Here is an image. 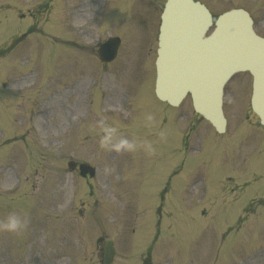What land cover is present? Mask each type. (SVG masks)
<instances>
[{"label": "rangeland", "instance_id": "374dc122", "mask_svg": "<svg viewBox=\"0 0 264 264\" xmlns=\"http://www.w3.org/2000/svg\"><path fill=\"white\" fill-rule=\"evenodd\" d=\"M27 1L30 7L36 0ZM93 1H82V7L75 11L73 17L68 12V0H52L51 6L46 4L40 14L36 12L34 15H39L38 24L48 33H53L55 29V12L58 13V22L64 32L70 29L79 32L78 28H71L76 24L86 26L89 37L83 39L79 34H73L71 39L81 42L77 47L89 49L93 58L88 70L91 69L94 80H100L98 84L106 77L99 73L104 65L95 60L98 58L97 43L110 34L122 37L118 56L108 65L113 70L117 69L119 62L130 56L135 58V53L143 50L145 65L142 67V74L138 72L133 76L137 81L142 80V75L144 79H148L139 92L136 103L137 107L142 103L143 106L139 107L138 117L123 122L125 125L118 122L122 117L119 110L110 115L98 116L96 109L95 114L81 119L67 115L73 107L57 113L54 108L47 116L41 117L31 115L30 112L12 114L8 123H5L6 115L2 114L0 103V121L3 122L0 124V136H4L5 132L8 134L5 135L8 140L2 139L0 142V264H99V251L103 245L95 242L97 237L116 240L119 250L114 264H123L126 258L121 256L126 250L125 240L131 234L132 227H138L144 218L148 219L146 229H141L142 233L146 231L145 235L142 237L139 232L134 237V244L138 248L144 244V238L152 229L154 232V204L161 200L163 185L160 189L159 187L165 174L169 175L172 170L180 168L183 160L184 168L174 183L170 184L166 193L168 197L164 195V201L167 198L169 206L164 211L168 215L163 214L159 232L165 243L172 247L173 255L178 257L159 258L167 248L158 247L154 248L156 257L147 258L150 263L180 264L182 257L189 254L197 260L196 264H211V253L215 252L213 260L217 259L216 264H264V205L259 206L255 199L249 204L252 210L247 209L246 213L251 211L247 216L242 210L253 198L264 197V137L261 130L256 128V117L249 108L250 76L246 73L236 74L227 83L223 103L227 130L224 134H216L207 122L194 115L189 96L174 110L156 99L153 87H150L149 81L154 75L155 36L165 0H129L128 4L127 0H105L108 3L105 9H100L99 5V1L104 0H95L96 5ZM200 1L208 6L213 15L232 7L246 8L254 18L256 32L264 36V0ZM8 2L15 4L14 7L20 10L8 9L11 6ZM26 4V0H0V60L7 58L0 65V70L17 75L11 66L20 61L23 66L14 67L24 75L31 73L35 76L36 73L39 78L36 85L43 86L40 91L51 84L45 92L51 95L49 91L54 83L58 82L62 86L83 66L77 68L72 65L69 69L67 64L70 62L64 60L62 55L67 52L61 46L65 43L53 44L57 45L56 53L61 58V66L59 69L55 68L54 73L52 66L46 65V69L40 67L44 61L40 62L36 52L28 46L13 49L15 44L5 45L14 34L18 35L23 31L24 24L29 19ZM125 9L126 15L123 13ZM98 10H101L99 17L96 18L97 15L94 18V13ZM32 19L36 20V17ZM49 20L51 22L48 26ZM97 20L100 21L98 24ZM107 22L114 26L105 29ZM61 27L57 29L59 33L63 32ZM82 43H87L90 47H85ZM37 52L41 57H47V49L42 52L37 49ZM69 52L72 57L80 54L77 48H70ZM75 60L76 58L72 59L73 63ZM32 64L36 65L35 68H32ZM64 67L65 72H59ZM124 70L125 68L120 70L123 75L107 77L111 91L120 89V82L130 76L131 69H127L126 76ZM44 78L49 84L45 82L43 85ZM86 87V82L81 87H75L70 99L81 96L84 98ZM149 89L151 95L147 91ZM28 92L36 91L29 89L26 93ZM2 98L6 97L3 95ZM64 98L62 105H66V94ZM10 100L8 97V101ZM53 102L55 105L54 98ZM113 103L117 105V102ZM49 106L50 109L54 107L52 101ZM76 115L78 116L77 113ZM68 120L72 121V126L67 130ZM135 120L137 127L133 126ZM149 123L156 130L147 126V131L154 134L144 137L140 130ZM117 134L123 135L121 138L124 143H134L137 147L138 156L134 158V166L129 172L128 186L136 190V201H142L150 194L152 202L149 207L145 204H141V208L127 205L128 200L121 206L119 200H123L122 193H110L106 198L99 190L98 181L93 184L91 180L85 181L66 167L67 160L73 158L96 166H115L116 162L109 160L107 149L108 143ZM182 145L187 150L184 154L179 150ZM9 166L11 170L8 169ZM114 172H109V177L116 186ZM194 174L201 177L202 181L182 190V185L190 183ZM100 175L98 172L97 177ZM244 183L246 184L242 188L226 193L232 185ZM6 188L14 193L8 194ZM96 201L97 207L94 208ZM13 208V214H10ZM257 212L260 214L256 216ZM242 215L249 218L240 220ZM234 224L236 231L229 232L228 230L235 228ZM21 235L22 242H19ZM225 241L235 244L236 250L230 249L227 242L224 244ZM219 248L233 255L224 256ZM144 256L146 257L142 253L141 259L145 261ZM128 260L133 261L130 258ZM136 261L138 257L134 263L140 264Z\"/></svg>", "mask_w": 264, "mask_h": 264}, {"label": "water", "instance_id": "95a60500", "mask_svg": "<svg viewBox=\"0 0 264 264\" xmlns=\"http://www.w3.org/2000/svg\"><path fill=\"white\" fill-rule=\"evenodd\" d=\"M197 9L204 12L199 15L200 23L195 22V15L192 13ZM177 13H182L184 18H187L186 14L192 13L193 34L188 31L182 40L180 38L184 35L179 36V39L174 38L177 41L174 48L181 47V54L176 55L178 59L170 55L172 52L165 51L166 42L160 39L157 60V69L160 70L157 79L159 96H166L170 103L176 104L177 99L190 92L194 109L207 118L218 131H223L225 126L221 110L223 80L233 70L248 68L255 79L252 108L264 125V61L257 59V55L264 52V40L256 38L251 32L246 11L233 10L227 13L229 15L223 16L228 20L224 22L218 20L216 24L221 22V27L216 30L213 42L210 39L204 40L201 36L211 23L210 15L203 5L193 0H169L163 16L164 20L166 18L165 22L169 23ZM231 15L233 18L229 19ZM186 24H189V21H186ZM190 58L197 61L189 62Z\"/></svg>", "mask_w": 264, "mask_h": 264}]
</instances>
